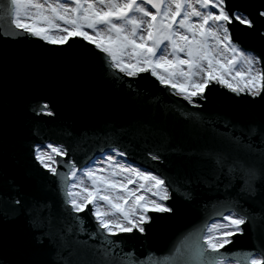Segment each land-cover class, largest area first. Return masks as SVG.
<instances>
[{
	"label": "snow or ice",
	"instance_id": "obj_1",
	"mask_svg": "<svg viewBox=\"0 0 264 264\" xmlns=\"http://www.w3.org/2000/svg\"><path fill=\"white\" fill-rule=\"evenodd\" d=\"M257 18L264 22V4L249 13L230 0H0V39L27 37L94 57L104 79L126 87L135 111L120 136L106 124L99 154L79 162L64 143L30 146L55 199L0 184V224L22 222L32 246L50 255L7 264H264V244L229 247L246 229L264 230V55L245 49L230 27L264 44ZM144 74L163 92L141 88ZM212 85L231 94L226 102L246 97L259 115L206 113ZM26 111L55 116L47 100ZM138 146L155 166L129 158ZM193 207L201 219L165 252L126 248L125 234L146 237L157 222Z\"/></svg>",
	"mask_w": 264,
	"mask_h": 264
},
{
	"label": "water",
	"instance_id": "obj_2",
	"mask_svg": "<svg viewBox=\"0 0 264 264\" xmlns=\"http://www.w3.org/2000/svg\"><path fill=\"white\" fill-rule=\"evenodd\" d=\"M230 4L253 13L264 0H230ZM262 23L256 19L257 28ZM230 27L233 38L245 49L264 55V44L259 38L249 35L248 30L241 31L242 26ZM70 43L84 45L85 49L96 53L92 46L77 38ZM138 84L149 92H163L147 74L138 80ZM206 94L209 97L204 107L206 113H219L223 118L233 120H247L254 114L259 115L258 106L243 102L246 97H231V101L226 102L225 97L231 94L219 85H212ZM36 99L49 101L55 116L32 117L26 109ZM165 99L177 98H169L165 93ZM134 116L126 87L104 79L94 57L59 53L56 46L43 45L27 37L6 43L0 39V184L14 181L22 190L54 200L51 185L35 171L30 146L34 142L64 143L79 162L88 154H99L101 142L97 137L106 124L120 136V129ZM36 119L41 123L37 124ZM121 139L127 140V137ZM129 158L138 160L143 166H155L151 161L145 163L144 150L139 146L136 151H130ZM159 167L163 169L165 165ZM86 219L89 226H94L90 216ZM200 219L201 214L193 207L172 220L157 222L146 237L136 234L128 238L125 234V246L134 247L141 255L147 250L163 253ZM233 239L235 243L230 248L253 250L254 244H264V230L258 227L254 236L246 229L243 236ZM49 255L46 246L38 250L32 246L27 227L22 222L0 224V262L3 264L12 260H46Z\"/></svg>",
	"mask_w": 264,
	"mask_h": 264
}]
</instances>
